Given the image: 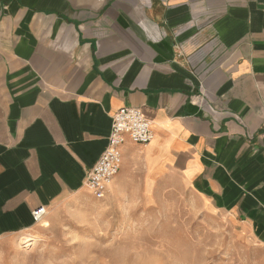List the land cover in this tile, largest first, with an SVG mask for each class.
<instances>
[{
  "label": "crops",
  "instance_id": "crops-1",
  "mask_svg": "<svg viewBox=\"0 0 264 264\" xmlns=\"http://www.w3.org/2000/svg\"><path fill=\"white\" fill-rule=\"evenodd\" d=\"M125 106L154 136L126 138L108 199L181 186L264 247V0H0V264L34 209L90 192Z\"/></svg>",
  "mask_w": 264,
  "mask_h": 264
},
{
  "label": "rangeland",
  "instance_id": "rangeland-1",
  "mask_svg": "<svg viewBox=\"0 0 264 264\" xmlns=\"http://www.w3.org/2000/svg\"><path fill=\"white\" fill-rule=\"evenodd\" d=\"M48 212L18 264H264V247L181 186L138 204L85 191Z\"/></svg>",
  "mask_w": 264,
  "mask_h": 264
},
{
  "label": "built area",
  "instance_id": "built-area-1",
  "mask_svg": "<svg viewBox=\"0 0 264 264\" xmlns=\"http://www.w3.org/2000/svg\"><path fill=\"white\" fill-rule=\"evenodd\" d=\"M154 133L151 123L140 108L125 106L113 115L112 130L108 144L97 163L88 170L86 185L90 192L99 198L106 196L108 187L118 175L122 161V146L129 137L133 142H151ZM35 223H41L48 215L46 206L33 210Z\"/></svg>",
  "mask_w": 264,
  "mask_h": 264
},
{
  "label": "bare ground",
  "instance_id": "bare-ground-1",
  "mask_svg": "<svg viewBox=\"0 0 264 264\" xmlns=\"http://www.w3.org/2000/svg\"><path fill=\"white\" fill-rule=\"evenodd\" d=\"M34 241H35V238H33L32 236H27V237L22 238L21 244L22 246L24 245L25 247H30L31 245H33Z\"/></svg>",
  "mask_w": 264,
  "mask_h": 264
}]
</instances>
